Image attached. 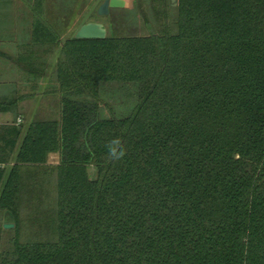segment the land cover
I'll return each instance as SVG.
<instances>
[{"label":"trees","instance_id":"obj_1","mask_svg":"<svg viewBox=\"0 0 264 264\" xmlns=\"http://www.w3.org/2000/svg\"><path fill=\"white\" fill-rule=\"evenodd\" d=\"M140 1L104 40L17 14L0 264H264V0Z\"/></svg>","mask_w":264,"mask_h":264},{"label":"rangeland","instance_id":"obj_2","mask_svg":"<svg viewBox=\"0 0 264 264\" xmlns=\"http://www.w3.org/2000/svg\"><path fill=\"white\" fill-rule=\"evenodd\" d=\"M57 1H61V0H57ZM118 1H121L122 4H124L123 9H112L109 11V14H107V16L99 17L97 16L96 13L98 8L104 2V0H75L73 1L72 4H69L70 8L69 7L64 8L63 10H61L60 14L59 13L53 14V12L51 11L53 10L52 0H42L43 19L47 21V23L50 21L57 23L60 29H61V23L63 24L67 23L68 27L65 31V34L62 37V39L60 37L61 41L72 38L76 33V31L82 25L87 23H96L102 25L103 28L106 30V36L110 34L113 30H117L119 32L122 30L121 32L126 34L129 20L126 19L125 15L123 14H128L129 12L134 14L136 12L135 11L136 6L139 4L141 6V1L140 2H138V0L137 1L118 0ZM31 3L32 0H0V24H2L3 26L9 25L10 28L12 27L15 28V26L18 27L19 20L17 19V14H33L32 12L31 13L29 12ZM60 8L61 6L59 7V9ZM143 9L146 10L145 7ZM143 14H148V13L145 12ZM134 27H135L134 31L137 33H141V30H143V24H141L140 21H138ZM142 33L144 32L142 31ZM53 60L49 62L50 66L54 62ZM1 66H4V68L9 70L10 72L14 68H16L13 65V63H4V61L0 60V69L2 68ZM1 119L2 116H0V120ZM10 220L11 222L7 224L13 225L12 218L5 217V215L3 217H0V238L3 230L2 225L6 223V221H10ZM13 227L11 229H13Z\"/></svg>","mask_w":264,"mask_h":264},{"label":"crops","instance_id":"obj_3","mask_svg":"<svg viewBox=\"0 0 264 264\" xmlns=\"http://www.w3.org/2000/svg\"><path fill=\"white\" fill-rule=\"evenodd\" d=\"M9 16V15H8ZM10 17V16H9ZM22 29L19 27H12L10 26H3L0 24V51L2 53L7 54H17V46L16 44L19 41L18 36L22 34ZM4 58V57H3ZM5 65V64H3ZM0 69V101L8 100L12 98H20V96L23 95L26 91L29 92V94L33 93V90L27 87L28 85L32 84L30 83L31 80L28 79L27 76H24V74L19 71L18 68H14L11 72L4 68V66H1ZM49 78L47 76L43 77L42 79H39L37 82L39 83V94L35 97L33 102L30 105L29 111L25 114V116H18L15 119V122L17 120L20 121V123L24 122L27 118L32 116L34 113V110L38 103V98H40L41 91L48 83ZM19 106L17 107V110L23 111L21 107H23V101H19ZM0 116H2V119L0 120V124H7L13 121V114L11 111H5L0 112Z\"/></svg>","mask_w":264,"mask_h":264},{"label":"water","instance_id":"obj_4","mask_svg":"<svg viewBox=\"0 0 264 264\" xmlns=\"http://www.w3.org/2000/svg\"><path fill=\"white\" fill-rule=\"evenodd\" d=\"M130 1V0H126ZM170 6H176V0H169ZM124 4L118 0H105L102 5L97 10V16L105 17L108 14L109 10L112 9H123ZM106 38V30L103 28L102 25L96 23H87L82 25L74 34L73 39L77 41H92V40H104ZM5 217H10L9 214H5ZM11 222L6 221L2 225L3 230H9L13 227L12 224H7Z\"/></svg>","mask_w":264,"mask_h":264},{"label":"clouds","instance_id":"obj_5","mask_svg":"<svg viewBox=\"0 0 264 264\" xmlns=\"http://www.w3.org/2000/svg\"><path fill=\"white\" fill-rule=\"evenodd\" d=\"M111 153H112V155H116V150H115V148H113V149H111ZM123 153H120V155H122Z\"/></svg>","mask_w":264,"mask_h":264},{"label":"built area","instance_id":"obj_6","mask_svg":"<svg viewBox=\"0 0 264 264\" xmlns=\"http://www.w3.org/2000/svg\"><path fill=\"white\" fill-rule=\"evenodd\" d=\"M16 124H20V121H19V120H17Z\"/></svg>","mask_w":264,"mask_h":264},{"label":"flooded vegetation","instance_id":"obj_7","mask_svg":"<svg viewBox=\"0 0 264 264\" xmlns=\"http://www.w3.org/2000/svg\"><path fill=\"white\" fill-rule=\"evenodd\" d=\"M105 1V0H104ZM124 1H126V0H124ZM110 11V10H109ZM109 11H108V14H109ZM97 14V13H96Z\"/></svg>","mask_w":264,"mask_h":264}]
</instances>
